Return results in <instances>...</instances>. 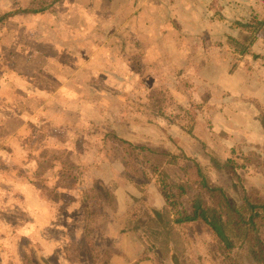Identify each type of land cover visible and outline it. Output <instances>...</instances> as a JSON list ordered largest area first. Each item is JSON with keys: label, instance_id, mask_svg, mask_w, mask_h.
<instances>
[{"label": "rangeland", "instance_id": "1", "mask_svg": "<svg viewBox=\"0 0 264 264\" xmlns=\"http://www.w3.org/2000/svg\"><path fill=\"white\" fill-rule=\"evenodd\" d=\"M53 1L0 0V210L23 215L20 251L82 264L76 246L100 227L95 214L113 193L121 200L116 216L131 208L134 220L115 221L133 253L161 255L155 230L170 228L138 202L157 191L163 219L175 220L177 209L191 214L196 193L173 190L179 208L172 209L164 186L194 181L226 192L232 247L211 239L201 222L185 225L182 264H257L249 248L264 251V56L241 68L239 52L222 49L228 27L216 33L228 24L206 0H61L32 14ZM257 24L262 29L264 18ZM253 34L236 36L254 54L261 40ZM242 152L244 168L212 170V153L227 161ZM10 188L17 191L9 201ZM191 251L210 259H190Z\"/></svg>", "mask_w": 264, "mask_h": 264}, {"label": "crops", "instance_id": "2", "mask_svg": "<svg viewBox=\"0 0 264 264\" xmlns=\"http://www.w3.org/2000/svg\"><path fill=\"white\" fill-rule=\"evenodd\" d=\"M188 1L190 3L195 4V3H199L201 0H188ZM206 1H208L209 3H213L214 7L212 5L210 9L218 13V15L225 21V23L228 24L225 26H221L220 28H215L216 33L222 34L224 32L223 27L225 28V30L229 29L230 33L228 35L226 34V37H228V39L232 38L239 43L242 42H240V39L239 40L237 39L236 34L238 33L240 34L242 29L251 31V33H254L253 35H258L257 40H261V41L254 44L256 45V48L254 49L255 51L254 54H253V50L251 49L252 47L250 48V44H249L248 52L250 50V55L248 54L246 56L238 55L235 56L238 59L234 58L235 61L238 60V63L242 62L241 68L245 64L249 65L251 61L253 63L258 62L255 60L260 59L264 56V27L261 29L259 27L262 24H257L258 19L264 18V0H206ZM244 23H250L251 25L257 24L258 26L257 27L253 26V28L241 27L240 24H244ZM226 27H228V29ZM256 31L257 33H255ZM211 33L213 32L211 31ZM207 47H209V43ZM222 49L236 50L234 49V47L230 46L228 40L227 43L226 42L224 43ZM206 50H210V48ZM254 55H257L258 58H256ZM237 83H241V82H236L235 84L237 85ZM9 190H10L9 191L10 192L9 201H10L12 200L11 195H13V192L17 191V189L10 188ZM112 195L114 197H112L110 201L100 203L99 205L98 213L95 214L98 216V218L95 220L97 224H100V227L97 228L96 230L94 229V234L92 235V238L90 240L89 237H84V238L80 237L83 229L81 225L75 227L79 231L78 236L85 240L84 242L85 244L78 243L80 247L76 246L77 252L81 254L82 258H84L83 256L86 257V261L84 262L82 261V264H86V263L87 264H166L165 262L168 259V257H171L172 262H174L173 264H182V257H181L182 255L180 254V252H178L179 247L186 250V253L190 249V246L185 244V243L188 244V240H187L188 235H185V237L183 236V233L187 232V230L186 231L184 230L185 225H183L182 227L172 224V226L168 231L161 227H156L159 231L156 229L155 232L159 233L157 235L161 236L158 243L162 245L164 251V253H162L161 255L159 254V252H157V250H154V253H152L151 251L143 253L142 251L139 254L136 253L134 254L132 251L134 243L133 240H131L130 238V234L126 232L125 229L122 230V223L115 221L116 218H117L116 220L118 219L121 220L125 216H128L129 220H134V217L132 218L131 215L132 213L131 208L130 207L127 208L129 212L122 213L116 216L115 211H117V208L121 204V200L116 199L115 194L112 193ZM128 198L130 199V197ZM146 202L151 210H154L159 214H163V213L166 214L165 211L167 206L159 192L157 191L155 193L149 192L148 200L142 199V201L138 202V207L141 208V206H144ZM2 203L7 204L6 199L3 200ZM128 205L130 206V202ZM17 215L18 217H20V215L23 216L22 214H16L13 216V218H8L7 216H4L3 212L0 210V218H1L0 233L2 234V236H5V237H1L2 238L1 246H3V250L2 247L0 246L1 248L0 264H18L20 259L24 257H26L24 260V264H52L50 262V259L48 258L49 256L48 253H50L48 251H47L48 256L47 254H45L46 253L45 250L44 252H42V250H40L39 248L38 250H27L29 255H27L25 251H20V247L18 243H19V238L20 240H23V234H21V237H19L18 235L21 230L18 231L19 224L17 223L18 222ZM65 219L66 218L63 219L62 226H64V228L66 229L67 222L65 221ZM152 219L154 220V218ZM194 223L192 224L194 225ZM201 224L205 226L203 223ZM188 227L189 226H187V228ZM172 232L175 233L176 235L175 241L180 240L178 242L180 243L179 245L176 244V242L173 240L174 236L173 235L171 236ZM14 233L16 235H13ZM211 237H212L211 239H214L213 236ZM35 239H36L35 237H31L30 241H33ZM10 240L12 241L14 240L16 245L15 246L11 245L10 250L5 251L7 249V245H3V244L7 243L8 241L10 242ZM218 242L220 243V241ZM32 244L35 243L32 242ZM139 248L140 250L143 249L141 247ZM159 248L161 247L159 246ZM187 254L189 255V253ZM190 254L191 256L194 255L192 257L190 256V259L195 260L196 258H200L201 256L203 259L204 257H208V260L210 259L209 257L210 255L206 253H195L194 251H191ZM75 256L77 257L79 255L75 253Z\"/></svg>", "mask_w": 264, "mask_h": 264}, {"label": "trees", "instance_id": "3", "mask_svg": "<svg viewBox=\"0 0 264 264\" xmlns=\"http://www.w3.org/2000/svg\"><path fill=\"white\" fill-rule=\"evenodd\" d=\"M61 0H54L50 5L47 3L45 5V8H42L40 10H36L32 12L42 14L46 13L50 7L54 3H59ZM49 5V6H48ZM241 27L244 28H253L255 26L254 24L250 23H244L240 24ZM257 33V31L255 32ZM134 40V39H133ZM228 43L230 44L231 47H234L237 52L241 56H246L248 53V43L247 44H242L237 41H235L232 38L228 39ZM128 45V44H127ZM134 46L136 48V51L139 50L140 52L144 51L142 45L139 42H135ZM129 46L123 47V53L124 55L127 54L126 50L128 49ZM129 55V54H128ZM212 161H214L216 164H212V170L215 168L218 169H228L231 168L230 171H235L236 169H242L246 165L245 162L249 160L247 159L246 155L242 152L239 155H235L234 158L229 159L227 161L222 160L221 157L216 156L215 153H212ZM215 159L213 160V158ZM240 159H244V163L240 161ZM200 170H203V166L198 165ZM186 187V188H185ZM170 190L168 193H164L165 198L167 200V203L170 208L175 209L179 208V205L177 203V198L174 196L173 190L178 189V190H193L195 191V200L194 204L192 206L191 214H184L180 210L177 209V213H175V220H169L166 221L163 219V216L157 212L155 214L158 216V220L161 222V224H165L166 226H169V228L172 226V224L178 225V226H183V225H189L194 222H201L205 225V227L208 229L209 233L211 236L214 237L215 240H219L222 242L224 245L228 246V249H231L232 244L228 240L227 236L224 234V228L225 224L222 218L223 215V207L226 206L228 207L227 203V195L224 189L222 188H212L207 186L206 184H199L194 181H186V182H177L176 183V188L170 187V186H164V190ZM185 196L187 194H182L181 196ZM250 231V229H249ZM251 232V231H250ZM253 232V231H252ZM217 240V241H218ZM251 254L253 255L254 259L256 260L257 264H264V251L259 250L256 251L253 248H249Z\"/></svg>", "mask_w": 264, "mask_h": 264}]
</instances>
